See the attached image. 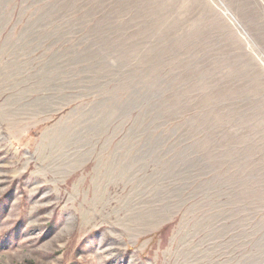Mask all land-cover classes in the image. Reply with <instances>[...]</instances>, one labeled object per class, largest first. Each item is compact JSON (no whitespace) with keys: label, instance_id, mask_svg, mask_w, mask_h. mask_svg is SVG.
<instances>
[{"label":"rangeland","instance_id":"1","mask_svg":"<svg viewBox=\"0 0 264 264\" xmlns=\"http://www.w3.org/2000/svg\"><path fill=\"white\" fill-rule=\"evenodd\" d=\"M0 264H264V0H0Z\"/></svg>","mask_w":264,"mask_h":264}]
</instances>
